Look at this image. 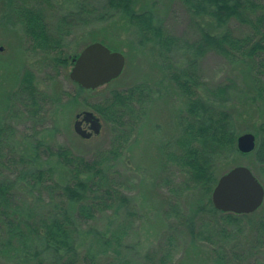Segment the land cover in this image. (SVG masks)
Here are the masks:
<instances>
[{"label": "trees", "instance_id": "16d2710c", "mask_svg": "<svg viewBox=\"0 0 264 264\" xmlns=\"http://www.w3.org/2000/svg\"><path fill=\"white\" fill-rule=\"evenodd\" d=\"M177 1L192 21L195 34L191 40L164 31L153 10L138 5L137 0H105L100 11L94 7L88 11L79 5L80 10L68 12L63 19L81 26L115 20V24L122 23L119 28L132 29L138 44L158 46L163 71L185 100V109L178 116L176 135L160 148L161 162L170 164L177 178L174 185L177 200L169 203L163 217L176 218L175 225L167 223V227H175L186 245L199 244L198 239L203 237V232L194 233L196 225L204 226L199 224L200 214H208L214 222L218 217L222 224L220 239L205 245L209 247L212 264H244L247 258L239 250L240 246L246 245L248 252L264 247V201L260 209L247 214L221 212L210 201L220 162L239 154L236 138L241 130L236 126L232 107L225 105L235 94L237 81L230 77L227 82L207 85L200 75L199 65L207 52H213L242 66L239 73L242 71L243 77L251 79L254 96L264 101V0ZM5 2L10 17H14L13 22L29 39L32 49L46 54L54 69L66 68L69 54L64 50V36L51 33L41 7L37 6L38 0ZM230 22L245 27L247 33L234 34ZM41 91L33 71L25 69L15 89L5 91L0 97V252H10L17 264H163L168 254L174 257L171 231L158 261L153 262L148 252H133L135 247L126 239L136 210L132 197L127 194L130 189L117 182L119 169L113 170L131 135L125 132L126 123L132 132L136 120L144 115L147 102L151 101L152 87L141 82L112 89L100 101L90 104L104 123L117 126L121 132L114 136L112 146L105 153L86 158L81 154L71 155L62 145H46L42 149L43 158L55 157L66 170L67 179L61 182L54 179L52 170L40 166L37 152L41 142L33 144L31 141L27 149L17 148L12 124L6 119L12 111L13 98H18L20 105L26 108L29 102L34 104L40 99ZM98 91L93 90L91 94ZM84 92L90 94L77 85L75 92L67 94L69 100L64 104L80 97L86 102ZM259 130V140L257 133L254 134L256 147L249 166L260 175L264 186V127ZM5 169L11 170L7 174L15 171V176L1 178ZM161 184L170 186L168 180ZM34 191L38 196L33 200L30 196ZM42 192L60 201L50 206L47 202L50 199H44L45 208L39 210ZM187 195H194L197 200L187 204L184 198ZM119 211L124 217L117 215ZM244 219L251 226L256 225L253 233L241 234H245V242L230 232L229 239L225 240V225L240 231ZM177 246H181V242L176 240Z\"/></svg>", "mask_w": 264, "mask_h": 264}, {"label": "rangeland", "instance_id": "374dc122", "mask_svg": "<svg viewBox=\"0 0 264 264\" xmlns=\"http://www.w3.org/2000/svg\"><path fill=\"white\" fill-rule=\"evenodd\" d=\"M104 3L105 0H38L37 6L41 7L51 33L64 36V50L69 54L68 66L54 69L46 54L32 49L29 39L22 33L18 24L13 22L14 17H10V9L5 0H0V97L6 93L5 91L15 89L25 69L33 71L36 83L42 90L40 99L34 104L29 102L26 108L20 105L18 98L12 99V111L6 119L12 124V135L16 140L17 148L23 149L31 141L33 144L41 142L37 152L40 155L37 157L40 166L52 170L56 181L66 180V170L59 166L55 157L43 158L42 149L46 145L52 147L62 145L69 149L71 155L81 154L86 158L105 153L112 146L114 136L121 135V132L117 126L104 123L90 108V104L100 101L112 89H123L135 83L145 82L153 89L151 101L147 102L144 115L140 120H136L137 125L132 132L126 123L125 132L131 135L129 134L128 145L123 149L113 168V170L119 169L117 182L130 189L127 194L132 197V205L136 210L135 216L131 218L134 220L126 240L135 247L133 252L136 250L140 253L148 252L154 262L158 261L168 239V231H171L173 238L170 239H174L172 246L175 253L174 257L168 254L163 264H212L209 247L205 245L220 239L218 234L221 233L222 224L218 217L214 222L208 214L199 215V224L204 226L196 225L194 233L203 232V237L198 239L199 244L194 245H186L178 232H175V227L168 229L167 223L175 225V217L170 216L166 219L163 217V211L169 207V203L172 204L177 200L174 196L177 178L173 167L161 162L160 148L168 139L176 135L178 116L185 109V100L178 94L174 84L163 71L162 62L158 57L159 52L156 50L158 46L153 43L138 44L137 36L132 33V29L130 30L129 26L119 28L122 23L115 24L113 22L115 20H101L100 24L81 26L75 21L69 22L63 19V15L68 12L80 10L79 5H83L88 11L92 7L100 11ZM137 3L153 10L158 22L163 24L164 31L180 39L191 40L194 37L192 21L184 6L177 0H137ZM229 24L234 34L241 36L247 33L245 27L234 22ZM95 40L101 41L110 49L113 48L110 45L112 44L117 51L124 54L123 70L118 77L96 88L99 90L96 94H91L96 89H87L91 95L88 92L82 94L87 96L86 102L80 97L76 101L64 104L69 100L67 94L75 92L77 87V84L69 78L72 60L85 45ZM199 68L200 75L207 85L227 82L230 77L236 79V92L230 96L225 105L232 107L230 110L236 117V126L241 130L239 134L257 133L259 140L260 130L259 132L257 130L259 127H264V101L254 96L255 87L251 79L243 77L242 71L239 73L242 66L229 62L218 54L207 52L200 60ZM85 110L92 111L100 118L102 124L100 132L90 138H82L73 130L75 115ZM251 153L252 151L239 152L221 161L217 178L236 165H245L253 170L249 166L253 159ZM13 154L8 153V155ZM3 171L1 178L12 179L16 174L15 171L7 174L11 170ZM252 172L260 181V175L254 170ZM163 180H168L170 186L162 185ZM37 196L34 191L30 199L34 200ZM54 197L42 192L39 196V204L42 208L39 210L45 208L44 199H50L47 201L48 204L51 203L50 206L60 201L58 197ZM184 198L187 204L197 200L194 195H187ZM117 215L124 217V213L120 211ZM255 219L256 217L253 218L254 221ZM240 228V231H236L225 225L223 233L225 240L229 239L228 234L234 233L236 239L245 242V234H241L253 233L256 225L251 226L244 219ZM176 240L181 242V246L175 247ZM247 248L246 245L239 248L243 256H246L245 259L247 258L244 264H264V247L258 248L256 252H253L254 250L248 252ZM17 262L10 252L8 254L5 251L0 252V264H17Z\"/></svg>", "mask_w": 264, "mask_h": 264}, {"label": "water", "instance_id": "95a60500", "mask_svg": "<svg viewBox=\"0 0 264 264\" xmlns=\"http://www.w3.org/2000/svg\"><path fill=\"white\" fill-rule=\"evenodd\" d=\"M124 64L122 52L111 50L100 41L90 42L73 58L69 78L84 89H96L118 77ZM82 122L88 123V129L82 127ZM100 129L101 122L92 111L85 110L75 115L73 130L82 138L97 135ZM255 145V135L251 132L241 133L236 138L239 152H250ZM210 201L221 212L252 213L264 201V186L249 167L236 165L217 178Z\"/></svg>", "mask_w": 264, "mask_h": 264}, {"label": "flooded vegetation", "instance_id": "af4514ba", "mask_svg": "<svg viewBox=\"0 0 264 264\" xmlns=\"http://www.w3.org/2000/svg\"><path fill=\"white\" fill-rule=\"evenodd\" d=\"M82 127L87 129V128H88V124H87V123H84V122H82Z\"/></svg>", "mask_w": 264, "mask_h": 264}]
</instances>
